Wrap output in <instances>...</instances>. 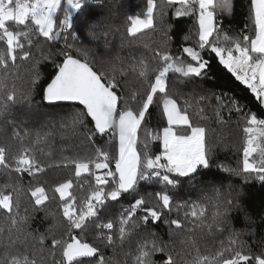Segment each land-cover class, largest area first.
Segmentation results:
<instances>
[{
    "label": "snow or ice",
    "instance_id": "1",
    "mask_svg": "<svg viewBox=\"0 0 264 264\" xmlns=\"http://www.w3.org/2000/svg\"><path fill=\"white\" fill-rule=\"evenodd\" d=\"M95 2L102 6V0ZM87 3L88 0H66L67 7L62 9V0H0V41L6 45L0 48V115L19 104L31 107L38 91L41 99L50 105L67 102L79 106L74 107L68 118H61L60 127H71L74 135L82 137L81 146L84 141L91 145V152L84 156H61L53 164L44 165L36 153L44 151L39 146L46 144L51 133L37 131L35 139L25 143L30 135L28 130L21 135L14 129L12 138L18 141L15 150L11 144H0V171L36 177L51 167H72L76 180L84 174L91 178L85 184L67 178L51 188L45 182L28 189L33 210L44 209L52 201L58 202L62 220H56V213L46 211L45 219L52 217L53 223L45 232L28 230L31 217L26 208L25 214H21L23 186L10 182L0 185V249L3 250L0 264H120L114 256H105L98 245L83 239V235L92 229L94 238L106 246L116 245L117 240L122 245L141 224L159 222L164 210L172 211V197L167 191L138 198L134 194L141 181L155 177L165 186L177 187L181 178L194 180L199 169L210 166L206 129L192 119V98L176 88L178 82L205 75L210 61L202 53L213 54L219 64L264 104V0H249V22L232 35L223 28L216 13L217 8L231 12V0H161L159 6L156 0H147L146 11L127 17L126 32L132 41L146 31L156 30L157 11L163 24L167 9L178 4L176 17H196L194 45H182V55L175 56L167 47L172 39L171 25H168L162 29V47L151 49L155 66L141 58L126 67L112 64L109 68L95 60L93 45L73 49L68 43L69 35L77 39L76 33L70 32L72 13L84 9ZM61 10L63 19L57 17ZM101 26L99 22L90 25L89 35L93 41L101 37L107 41L108 31L99 35L94 31ZM62 36L65 48L57 53H46L34 39L42 37L47 43L58 41ZM191 38V34L184 37L186 41ZM33 47L39 52V59H34ZM144 47L150 45L145 43ZM29 60H33L31 78L22 84L21 63ZM49 60L54 72L41 78V62ZM130 75L138 86L131 85ZM225 98L231 107L224 103ZM194 99L199 105L209 97L200 95ZM215 100V115L221 122L224 108L229 113L243 110L235 98L223 93L215 95ZM153 108L159 110L165 122L159 130L147 127ZM203 111L198 108L196 115ZM142 129L143 140L139 138ZM242 131L246 135L242 167L224 168V171L238 177L243 175L245 182L255 173L256 178L264 182V118L256 113H245ZM65 138L62 135V139ZM98 139L104 143H97ZM156 141L160 142L161 150L153 153L149 144ZM48 155L51 156L50 146ZM76 188L82 194L78 195ZM123 194H133L134 202L116 219L100 220L99 211L106 202L117 201ZM236 207L235 198L219 200L218 191L210 218L207 207L199 202L177 205V209L187 210L183 220H165L170 226L167 241L158 233L149 232L136 242L134 254L129 251L124 255L131 256L132 264H253V261L264 264V252L245 254L246 242L239 239L241 233L234 228L227 242L220 241L214 250L202 251L194 235L182 238L179 243L183 247L176 249L173 238L180 232L173 231L171 226L190 234L197 229L223 232L226 218ZM140 212L143 215H139ZM184 221L191 227L186 228ZM157 254L161 257L159 260L155 258Z\"/></svg>",
    "mask_w": 264,
    "mask_h": 264
},
{
    "label": "trees",
    "instance_id": "2",
    "mask_svg": "<svg viewBox=\"0 0 264 264\" xmlns=\"http://www.w3.org/2000/svg\"><path fill=\"white\" fill-rule=\"evenodd\" d=\"M156 3L159 6L161 0H156ZM231 3L233 5L231 12L228 9H216L217 16L222 21L223 28L228 30L229 35L242 29L245 23L249 22L250 13L249 0H231ZM146 5L147 0H102V6L97 4L95 0H88L84 9L76 10L70 32L76 33L77 39L73 40L69 35L68 43L73 46V49L93 45L95 60L103 63L106 68L111 67L112 64L118 67H126L141 58L146 59L155 66L156 62L152 60L153 53L151 49L162 47L164 40L162 29H166L168 25H171L169 35L172 39L167 47L175 56L182 55V45H194V34L197 30L196 17L191 15L176 17L174 12L175 8L179 7L178 4L167 9V16L163 24L160 22L157 11L156 30L146 31L142 36H138L135 41H132L126 32L127 17L146 11ZM63 8H65V0L62 2ZM57 17L63 19L62 10L58 11ZM94 22H99L102 25L94 30L97 35L103 31H108L107 41L103 37L98 41L92 40L89 32L92 31L90 25ZM12 27L15 26L12 25ZM249 28H251L250 23ZM190 34L191 40L186 41L184 37ZM34 39L39 41L46 53L48 51L57 53L65 48L63 36L58 41L47 43L42 37H34ZM106 43L107 47H105ZM145 43L149 44L150 47L145 48ZM3 47H6V45L3 41H0V48ZM31 50L34 59H39L37 49L33 47ZM183 55L186 56V54ZM202 55L210 61V68L205 75L178 82L176 88L180 93L192 98L194 104V107L190 109L192 119L206 129V148L210 156V166L199 169L194 180L181 178V182L177 187L165 186L155 177L147 181H141L137 186L135 197L138 198L147 193L167 191L172 197V211L164 210V216L159 222H150L147 226L141 224L122 245L117 240L116 245L106 246L103 242L94 238L95 231L92 229L83 235V239L98 245L105 256H114L120 264H124L125 261H127V264H132L131 256L126 257L124 254L129 251L134 254L136 242L149 232L158 233L162 239L168 240L170 226L165 223V220H183L184 212L187 210L186 208L177 209V205H190L193 202H199L207 207V215L210 218L214 211V204L217 202V191L219 192V200L235 198L238 203V207L231 210L223 224L225 230L209 233L207 229H197L194 234H190L185 230H176L175 226H171L173 231L180 232V235L173 238L177 251L183 247L179 241L186 235H194L202 251L205 249L214 250L219 246L220 241L227 242L231 230L234 228L241 233L239 239L246 242L243 248L245 254H261L264 252V182L256 178L255 173L245 182L243 175L238 177L234 173L224 171V168L238 169L242 167V149L246 139V135L242 131L245 126V113H256L259 117L264 118V104L257 100L246 85L237 81L223 65L219 64L213 54L204 52ZM56 62L59 63V60L57 59ZM32 63L33 60L21 63L22 84L31 78ZM53 72L54 65L50 60L41 62V78H46ZM170 77L175 79L174 74L170 73ZM128 79L132 86H138V82L131 75ZM221 93L225 94L226 97L235 98L243 109L240 112L233 111L229 113L227 108H224L222 111L223 122L218 120L215 115V108L217 107L215 95ZM200 95L208 96L209 99L197 105L194 98ZM224 103L231 107L227 98L224 99ZM74 107L79 106L72 104L49 105L41 99V95L37 91L33 96L31 107L19 104L8 113L0 115V144H11L13 150H15L18 141L12 138L14 129L20 131L21 135L24 134L26 129L30 135L25 138V143H31L35 139L37 131L51 133L46 144L39 146L44 151H37L36 153L37 159L44 165L53 164L61 156H84L86 153L91 152V145L84 141L83 146H81L80 140L82 137L74 135V130L71 127H60L61 118H68ZM198 108L204 109L199 116L196 115ZM151 111L152 116L147 123V127L152 130H159L165 126V122L160 118L159 110L153 108ZM65 123L68 124L67 119ZM62 135L66 138L62 139ZM139 138L144 139L143 129L139 134ZM97 143L103 144L104 140L98 139ZM65 145H71V147H64ZM49 146L51 156L48 155ZM149 148L153 153H157L161 150V144L159 141L150 142ZM67 178H73L74 183L77 184H85L86 180L91 179L87 174H84L81 179L76 180L74 168L72 167H51L45 173L36 177L29 176L27 173L0 171V185L10 182L22 185L24 188L21 195V214H25L24 209L26 208L27 214L31 217L28 226L29 231L45 232L48 226L53 223L52 217L45 219L46 211L56 213V220H62V218L59 215L57 201L47 203L44 209L33 210L28 189L37 186L38 183L44 184L45 182L51 188ZM86 187L87 185H85ZM74 191L78 195L82 194L79 188L74 189ZM230 191L231 197H229ZM134 195L123 194L117 201H107L99 211L100 220L106 222L108 219H116L125 208L134 202ZM139 215H143V213L140 212ZM184 223L186 228L191 227L188 221H184ZM113 247L115 251H113ZM2 251L0 249V254H2ZM155 258L159 260L161 257L157 254ZM253 264H255L254 261Z\"/></svg>",
    "mask_w": 264,
    "mask_h": 264
},
{
    "label": "rangeland",
    "instance_id": "3",
    "mask_svg": "<svg viewBox=\"0 0 264 264\" xmlns=\"http://www.w3.org/2000/svg\"><path fill=\"white\" fill-rule=\"evenodd\" d=\"M64 0H62V2H63ZM65 7H67V4H66V0H65ZM75 13H76V10L75 11H73V13H72V23H73V17H74V15H75ZM57 15H58V12H57ZM147 181V180H146Z\"/></svg>",
    "mask_w": 264,
    "mask_h": 264
},
{
    "label": "water",
    "instance_id": "4",
    "mask_svg": "<svg viewBox=\"0 0 264 264\" xmlns=\"http://www.w3.org/2000/svg\"><path fill=\"white\" fill-rule=\"evenodd\" d=\"M46 102V101H45ZM47 104H49L48 102H46ZM57 104H70V103H67V102H59V103H57ZM57 104H55V105H57ZM50 105V104H49Z\"/></svg>",
    "mask_w": 264,
    "mask_h": 264
}]
</instances>
